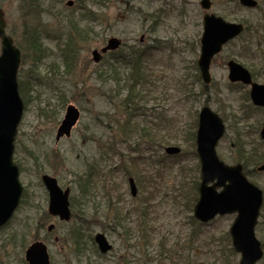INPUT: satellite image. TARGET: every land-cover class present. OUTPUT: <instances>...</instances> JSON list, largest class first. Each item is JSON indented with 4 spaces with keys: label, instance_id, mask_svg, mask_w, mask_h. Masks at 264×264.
<instances>
[{
    "label": "rangeland",
    "instance_id": "obj_1",
    "mask_svg": "<svg viewBox=\"0 0 264 264\" xmlns=\"http://www.w3.org/2000/svg\"><path fill=\"white\" fill-rule=\"evenodd\" d=\"M67 1L49 7L44 4L46 10L36 13L28 11V0L0 2L5 31L16 44L28 42L33 26L40 29L41 41L48 49V57L38 69L43 79L47 76V84L38 94H31L18 126L13 161L22 169L19 181L27 196L9 225L0 230V264H23L24 249L39 240L46 245L51 264H238L239 256L230 252V241L224 239L235 215L203 225L192 221L188 194L199 177V161L189 154L193 146L186 134L196 130L194 119L206 100L226 126L225 137L215 149L221 162L234 163L230 157L235 131L248 143L259 141L264 109L248 108L244 98L248 87L229 89L224 65L232 57L249 68V55L237 57L238 41L225 46L212 61L209 93L198 96L194 63L199 56L204 14L200 0H104L101 8L85 2L83 9L74 0L67 8ZM211 1L210 13L228 22L246 18L253 23L260 13L240 11L227 0ZM256 1L264 11V0ZM87 11L90 17L84 18V25L93 33L86 40L72 37L68 20L82 24L80 17ZM68 35L76 53L74 69L63 73L60 68L55 76H49L48 68L60 49L66 48ZM110 37L120 39L127 50L145 51V76L136 87L143 98L136 101L139 114L130 121L143 135L124 138L120 132L126 120L120 101L126 95L123 85L128 68L117 65L122 81L116 82L110 80L107 64L92 61L91 52L101 49ZM260 49L262 52L254 50V57L264 63L262 42ZM23 53L28 58L29 51ZM25 63L20 66L22 75L28 71L29 62ZM258 71L257 83L264 85V71ZM68 105L80 111V118L70 137L56 143V129ZM168 147L178 148L182 159H164ZM86 165L96 173L88 178V196L81 198L78 175L90 172ZM121 165L138 169L144 178L142 186L134 180L135 197L128 186L133 177L125 175ZM42 175L54 177L62 188L70 187L76 211L68 223L49 217ZM248 179L260 190L264 186V173ZM142 196L147 200H140ZM50 224L54 230L48 233ZM74 229L82 234L80 243L75 241L79 248L70 235ZM96 233L105 235L112 246L110 253L99 254L92 241ZM12 234L20 239L16 245H9ZM255 236L264 244V226L260 232L255 230ZM22 243L26 245L23 251ZM257 264H264V255Z\"/></svg>",
    "mask_w": 264,
    "mask_h": 264
},
{
    "label": "water",
    "instance_id": "obj_2",
    "mask_svg": "<svg viewBox=\"0 0 264 264\" xmlns=\"http://www.w3.org/2000/svg\"><path fill=\"white\" fill-rule=\"evenodd\" d=\"M247 8H254V0H240ZM71 5V2L68 3ZM202 10L209 11L210 0H200ZM203 31L200 38V54L197 67L204 84L210 83L209 68L213 57L219 54L222 47L243 32V26L229 23L213 14L203 16ZM0 228L8 222L17 208L23 189L19 182V171L13 163L14 141L17 127L23 113V104L18 93L17 71L20 63V51L5 34V22L0 11ZM120 41L110 38L101 53L116 50ZM93 61H99V53H92ZM227 79L230 83H242L250 86L249 98L256 107L264 108V85L251 80L250 73L240 64L230 60L226 64ZM79 118V112L73 106L66 108L63 120L57 129L56 139L68 137L72 127ZM225 132L220 117L208 107H202L198 114L196 131V154L200 162L199 198L193 208V216L201 223H207L217 215L236 214L229 228V236L234 251L240 254L238 264H256L262 257L260 243L254 235L259 209L262 204V193L249 183L242 173L241 165L227 166L216 156L215 147ZM260 138L264 141V126L260 130ZM177 148H166L167 155L177 154ZM264 171V164L258 168ZM42 183L48 193V214L62 222L70 220L69 189L62 191L55 179L43 176ZM131 196H135L136 188L129 180ZM220 189V191H218ZM53 225L47 228L50 232ZM100 254L111 250L103 234L93 238ZM28 264H49L45 246L37 242L25 252Z\"/></svg>",
    "mask_w": 264,
    "mask_h": 264
},
{
    "label": "trees",
    "instance_id": "obj_3",
    "mask_svg": "<svg viewBox=\"0 0 264 264\" xmlns=\"http://www.w3.org/2000/svg\"><path fill=\"white\" fill-rule=\"evenodd\" d=\"M28 11L31 13H36L39 12V9L43 8L45 9V6L48 4V7L53 4V2H56V4H60L63 2V0H28ZM79 7V9H83L84 3L88 2L91 4H94L101 8V6L104 5V0H74ZM227 3H232L235 7H238L237 0H227ZM45 6L43 7V5ZM82 7V8H81ZM54 6L50 9H53ZM49 10V9H47ZM70 10V9H69ZM256 11L260 12L258 18L252 23V21L247 20V19H240L237 20L238 22L244 24L245 29L243 34L238 38V42H240V50L238 52L237 57H246V55H249L250 63H247L248 69L251 73V76L253 80H257V74L258 70L262 69L264 71V63L260 62L261 59H255L254 57V50L256 52H262L260 49V44L261 42L264 44V11H262V7L258 6L256 8ZM251 12V11H250ZM89 11L84 12L83 18L80 17V22L82 24H78L76 20L69 19L68 20V25L70 27V35L72 37H78L82 40H86L90 36V33H93L91 29H87V26H85L84 18H89L90 16L88 15ZM85 26V27H84ZM31 33L28 35V42L22 44V46L14 44L20 49L21 55H22V61L23 64H26L25 62H29V66L27 67L28 71L22 75V72L20 71L19 77H18V89L21 97L23 98L24 102L27 103V97L30 93L35 92L38 94L39 89L42 88L43 85H46L47 83L42 80L41 75L38 73L39 69V64L43 62L45 58L48 56L47 48L41 41L40 33L39 30L35 27H30ZM69 37V35H68ZM66 45L65 49H60V54L58 59L53 61L49 68L48 72L46 73L49 76H55L57 73H59V69L62 68L63 73H70L74 69V61H75V51L72 50V47L70 46V37L69 39L66 40ZM233 45V44H232ZM25 50L29 51L28 58L27 55L25 56L23 52ZM145 56V51L144 50H135V49H130L125 51H119L115 53H111V58L110 60L106 61V64L108 66L107 69L111 71L110 74V80L111 81H122L120 77V74H117V65H124L126 68H128L129 73H127V81L125 85H123V88H126V95L125 97L120 101L121 106L124 109L126 120L122 123L120 129L121 133L123 134L124 138L131 137L132 134H137L143 135V133L140 131L141 129L130 123L131 119L138 115L139 113V107L136 105V101L140 100L143 98V95H141V92L139 90H136V87L139 85L140 80H143L145 76V67L143 60ZM27 60V61H26ZM258 62H255L257 61ZM120 61V62H119ZM194 68L196 70V80L200 84L199 88V93L198 96H204L209 93V89L204 86L201 82L199 73L196 69V65L194 63ZM24 76V78H22ZM213 85V83H212ZM229 89L232 90H241L243 87L240 85H227ZM211 89L214 88L213 86L210 87ZM244 98L246 102H248V91L244 92ZM203 105H207V101L205 100ZM248 108L251 110H256V111H263L262 109H258L253 107L250 103L248 104ZM195 124L194 127L196 128V117H195ZM127 124L129 126H127ZM194 128V130H195ZM141 132V133H140ZM186 137L190 139L191 145L193 148L195 147V131L193 132H187ZM234 140L232 142V149H231V157L230 160L234 163H239L243 167V171L245 175L247 176H257L258 173H256V167L264 163V145L261 142L257 143H248L245 141V139L242 137L241 133L237 130L234 133ZM193 156H195L194 151L191 152ZM32 157H34L32 155ZM164 159H168L170 161H179L182 159V154L175 156V157H167L163 156ZM129 160H134L130 158ZM132 167H128L127 165H121V171L127 175L128 177H133L136 183L141 184L142 186V181H144L143 176L140 174V171L138 169L132 170ZM90 172L86 174H83V176L78 175V186H79V192H80V197L85 198L88 196L87 192V187L89 185V179L91 177V169L89 168ZM196 170H199V165L196 164ZM85 175V176H84ZM198 177H195V180H193L190 191H189V202H190V210L192 211V208L194 207V204L196 203L198 199ZM264 190V189H263ZM25 196V195H24ZM26 198V196H25ZM140 200H147L146 196H142L139 198ZM75 200L73 198L70 199V209H71V214L72 218L74 217V214L76 211L74 209L73 203ZM117 211H115V217L117 216ZM144 214V213H143ZM192 221L195 223V220L193 217ZM143 221H141V225L143 224ZM264 225V205L261 209L260 213V220L258 223V231L260 230L261 226ZM74 238V243L76 241L80 243V237H81V232H79V229H74L71 231L70 234ZM17 236V234H12L11 236L8 237L9 245H16L15 243H18V240L20 242V239ZM227 241H230L228 233L225 235V238ZM76 247L79 248V245L76 244ZM26 245L22 243V251L25 248ZM6 247V245L2 246ZM264 247V246H263ZM3 248V249H4ZM232 254H234L233 250L230 248L229 249Z\"/></svg>",
    "mask_w": 264,
    "mask_h": 264
},
{
    "label": "flooded vegetation",
    "instance_id": "obj_4",
    "mask_svg": "<svg viewBox=\"0 0 264 264\" xmlns=\"http://www.w3.org/2000/svg\"><path fill=\"white\" fill-rule=\"evenodd\" d=\"M65 188H67V187H65Z\"/></svg>",
    "mask_w": 264,
    "mask_h": 264
}]
</instances>
